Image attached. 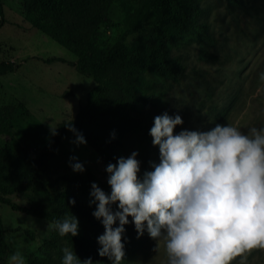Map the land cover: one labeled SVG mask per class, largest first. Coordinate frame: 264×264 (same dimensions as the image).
Wrapping results in <instances>:
<instances>
[{"label": "rangeland", "instance_id": "obj_1", "mask_svg": "<svg viewBox=\"0 0 264 264\" xmlns=\"http://www.w3.org/2000/svg\"><path fill=\"white\" fill-rule=\"evenodd\" d=\"M196 1L201 8L199 22L207 25V33L214 40L203 42L189 37L171 51V57L181 60L184 75L177 83L155 81L160 100L150 109L152 125L154 117L167 112L182 118V124L174 128V134L185 129L204 132L216 124L236 126L245 133L252 127H264V0ZM3 5L5 24L0 28V63L12 62L19 69L0 76V109L17 102L29 109L30 118L15 130L14 135L27 153L37 158L49 134L58 123L76 116L95 83L93 79L79 75L69 64L75 61L70 52L30 26L23 15V0H4ZM123 19L124 12L117 0L110 14L111 26L103 25L98 33L97 41L103 48H109L122 32ZM138 36L129 37L128 43ZM54 57H61L66 63L47 62ZM225 110L224 117L220 118ZM77 134V131L66 133L62 147L49 161L43 179L53 182L91 172L100 182L106 183L102 190L110 193L107 166L87 143L75 142ZM133 151L138 153V178L142 179L146 171L152 170L153 163H159L158 146H153L152 138L137 140L123 157L127 158ZM73 157L83 164V172L72 170L70 158ZM62 187V182H57L47 191L55 195ZM9 198L22 207H51L39 182L33 183L26 193ZM111 208L117 210L115 204ZM0 215L9 247L7 264L16 251L25 256L26 264L31 256L42 257L39 249L50 237L54 226L46 220L14 212L3 204H0ZM128 219L122 243L135 251L134 264H166L163 241L157 246L146 230L138 237L131 217ZM116 226L118 221L113 225ZM26 230L34 233V240L24 234ZM103 232L104 229L99 231L97 237ZM144 238L145 243L139 245ZM246 255L244 264H264V249L256 248ZM240 261L238 256L231 264H240Z\"/></svg>", "mask_w": 264, "mask_h": 264}, {"label": "trees", "instance_id": "obj_2", "mask_svg": "<svg viewBox=\"0 0 264 264\" xmlns=\"http://www.w3.org/2000/svg\"><path fill=\"white\" fill-rule=\"evenodd\" d=\"M116 1L23 0V15L30 26L70 52L75 61L69 64L79 75L95 83L76 116L61 121L49 134L37 158L29 155L14 135L30 118L29 109L22 102L0 109V204L52 225L71 214L78 220L76 236L61 237L54 227L39 249L42 257L31 256L27 264H61L65 246L73 247L81 261L91 258L93 264H111L107 257L98 255L97 233L104 228L92 215L95 203H90L92 183L101 189L106 183L91 172L48 182L43 179L47 165L59 153L70 126L83 134L106 166L123 157L133 142L150 139L149 130L153 126L150 109L160 100L155 81L177 83L184 75L181 60L171 57V51L189 37L203 42L214 40L207 33V25L199 22L201 8L196 0H119L124 12L123 30L109 48H103L97 41L98 33L103 25L111 26L110 14ZM3 4L4 0H0V28L5 24ZM137 34L128 43L129 37ZM47 62L66 63V60L54 57ZM18 69L12 62H1L0 76ZM35 182L48 195L50 208L22 207L11 201L10 196L26 193ZM57 182H62L63 187L52 195L47 188ZM24 234L34 240L32 231L26 230ZM123 244L125 254L121 264H134L135 251ZM8 253L0 215V264H7Z\"/></svg>", "mask_w": 264, "mask_h": 264}, {"label": "clouds", "instance_id": "obj_3", "mask_svg": "<svg viewBox=\"0 0 264 264\" xmlns=\"http://www.w3.org/2000/svg\"><path fill=\"white\" fill-rule=\"evenodd\" d=\"M181 124L178 114L154 117L149 135L158 146L159 163L142 179L133 151L107 165L110 193L92 183V215L104 228L97 237L98 255L111 264H121L124 257L122 235L129 217L138 237L146 230L157 246L163 241L166 264H231L238 256L244 264L247 253L264 249V127L245 133L216 124L204 132L185 129L174 134ZM69 130L76 132L71 126ZM75 142L85 144L83 134ZM70 166L74 172L84 171L75 157ZM53 226L61 237L78 234L72 214ZM62 252L61 264H93L91 258L81 261L73 247ZM8 264H26V258L16 251Z\"/></svg>", "mask_w": 264, "mask_h": 264}]
</instances>
